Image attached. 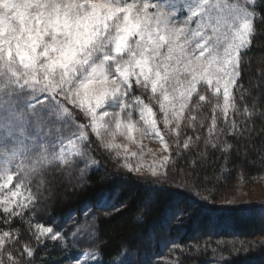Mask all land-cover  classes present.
<instances>
[{"label": "snow or ice", "instance_id": "snow-or-ice-1", "mask_svg": "<svg viewBox=\"0 0 264 264\" xmlns=\"http://www.w3.org/2000/svg\"><path fill=\"white\" fill-rule=\"evenodd\" d=\"M257 41L264 42V0H0V189L8 193L0 214L6 225L21 219L36 244L21 245L17 255L8 249L20 243L19 235L0 232V264H32L48 241H63L55 226L23 218L57 177L79 169L82 181L85 169L99 163L95 149L115 153L117 176L119 169L141 171L142 165L127 162L137 153L129 156L127 144L114 142L118 133L129 143L137 142L133 133L155 137L168 153L150 168L148 182L169 194L165 222L194 211L175 201L188 181L208 190L210 177L201 178L198 169L222 161L224 173L233 153L247 157L250 150L264 159V57L260 83H242L244 57ZM205 104L209 117L189 115ZM57 124L56 132L68 135L43 147L33 139L27 148L20 139L30 127L39 133ZM14 132L19 137L10 146ZM49 145H59L58 151ZM17 147L22 158L13 167L9 157ZM53 167L59 171L50 173ZM84 230L77 225L74 235ZM90 255L95 258L83 250L75 264Z\"/></svg>", "mask_w": 264, "mask_h": 264}, {"label": "trees", "instance_id": "trees-1", "mask_svg": "<svg viewBox=\"0 0 264 264\" xmlns=\"http://www.w3.org/2000/svg\"><path fill=\"white\" fill-rule=\"evenodd\" d=\"M262 48L264 42L257 41L244 57L245 88L249 80L260 83ZM193 114L198 119L209 117L210 106L205 104L199 113H189ZM187 134L192 135L190 131ZM200 134L206 135V128ZM173 139L168 137L170 145ZM92 155L99 163L91 165L79 186L59 188L48 212L34 216V220L28 213L23 218L33 225L55 226L53 222L61 223L70 217L82 221L84 210L89 208L88 218L95 226L89 252L95 253V258L90 255L85 264H264V200L251 204L224 201L229 189L241 183L264 181L261 153L250 150L247 157L233 153L229 171L224 173L219 171L222 161L198 169L201 178L210 177L208 190L197 187L198 181H188L175 201L194 211L185 214L182 221L167 222L164 217L170 208L169 194L153 191L148 183L153 179L129 174L125 169H119L117 176V165L109 152L95 149ZM191 155L181 159L178 167H184ZM241 169L243 176L238 178ZM172 183L175 189L176 183ZM5 219L0 214V232L10 230L20 240L9 251L16 249L18 255L21 245L36 247L21 219L12 220L10 225L5 224ZM73 254V249L62 241H48L37 251L32 264H75Z\"/></svg>", "mask_w": 264, "mask_h": 264}, {"label": "rangeland", "instance_id": "rangeland-1", "mask_svg": "<svg viewBox=\"0 0 264 264\" xmlns=\"http://www.w3.org/2000/svg\"><path fill=\"white\" fill-rule=\"evenodd\" d=\"M151 2V0H149ZM79 114V113H78ZM56 128H62V125H49L45 126L41 129L39 133H37V130L34 127H30L26 129L27 131V137H22L20 139L23 140L24 145L27 148H33V139L37 141L38 144H40L41 147L48 144L49 141H54L57 138H60L62 136L68 135L67 132H56ZM74 130V129H73ZM5 130L0 129V135L4 134ZM17 137H19L18 132H14L13 137L9 138V145H13L17 142ZM133 138L137 141L136 143H129V140L125 136H121L119 133L117 134L114 142L119 145H128V155L131 156L132 152H136L137 155L135 157H132L128 163H131L133 165H142L140 172H135L136 174H139L144 177H148L150 179H154L150 176V168L156 167L159 165L161 158L164 155H167L168 153L163 151V145L162 143L155 137H144L139 138L136 136L135 133H133ZM111 139V137H109ZM66 143V141H65ZM59 145H56V148H52L49 145L50 151H58ZM121 153H124L123 147L120 149ZM16 155L10 154V159L13 161V167L15 163H19L20 158H22L19 154L23 152L22 148L17 147L15 149ZM115 153H111V158ZM113 159V158H112ZM114 160V159H113ZM114 162H116L114 160ZM121 163H124V161H121ZM79 168L83 169L85 168V164L81 163L79 165ZM89 168L85 169V173L88 171ZM58 168H51L50 173H56L58 172ZM80 172L79 169L77 170H71V176L69 177L67 174H65L63 177H57L58 183L55 184V186L49 185L48 190H45L44 187L41 188L42 195L39 199V202L37 203L34 211L28 212V215L32 216H43L44 212H48V207L51 203V201L54 199L56 193L58 192L59 188H66V189H72L81 184V180H79ZM49 179H51V175H49ZM3 181H0L2 183ZM36 190V180H33V191ZM0 193H3V195H0V199H4L8 193L6 190L0 189ZM264 200V181L260 182H254V183H241L237 185L235 188H231L227 191V195L224 198V201L228 203H246L251 204L255 202H260ZM2 207V205H0ZM90 209L86 208L83 212V218L82 221H77L76 217H70L67 218L64 222H53L56 226V229L58 231H62L64 239L62 241L63 244L67 245V247L73 249V255H71L72 259H76L77 257H81L82 251L87 249L90 251V242L93 238V231H89L88 227L90 224L89 218L85 217V213L88 212L90 216ZM48 217V216H47ZM80 226L82 229H85L84 231H81L80 233L74 235L76 233V226Z\"/></svg>", "mask_w": 264, "mask_h": 264}]
</instances>
